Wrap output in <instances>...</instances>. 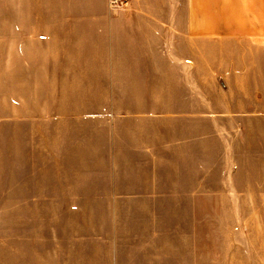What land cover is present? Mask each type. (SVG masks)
Masks as SVG:
<instances>
[{
  "label": "rangeland",
  "instance_id": "obj_1",
  "mask_svg": "<svg viewBox=\"0 0 264 264\" xmlns=\"http://www.w3.org/2000/svg\"><path fill=\"white\" fill-rule=\"evenodd\" d=\"M187 5L204 10L203 34L151 32L148 11ZM151 43L202 65L166 66L153 81ZM103 57L102 80L66 72ZM119 57L136 65L112 63ZM260 74L264 0H0V147L31 132L21 121L38 122L42 167L61 187L139 170L188 190L166 208L49 210L61 225L75 218L77 238L107 239V253L117 226L118 264H264V130L256 117L244 127L263 108L243 100H264L249 84Z\"/></svg>",
  "mask_w": 264,
  "mask_h": 264
},
{
  "label": "crops",
  "instance_id": "obj_2",
  "mask_svg": "<svg viewBox=\"0 0 264 264\" xmlns=\"http://www.w3.org/2000/svg\"><path fill=\"white\" fill-rule=\"evenodd\" d=\"M141 10H137L141 16ZM151 32L162 29H171L180 34H203L204 10L189 8L188 5L181 11H167L164 9H151ZM170 17H177L174 21ZM175 22V23H173ZM156 27V28H155ZM159 27V28H157ZM213 26H211L212 28ZM153 53L151 55V80L163 78L171 71L172 65L178 63L187 70L189 64H195L196 68L202 65V60L195 54L193 57H180L172 61L165 53L156 50L151 43ZM90 60L89 70L81 67L66 70L92 74L93 79L102 80L108 74V59L100 58ZM114 64L133 67L136 65L125 57L113 60ZM99 65V66H98ZM161 65L163 69H161ZM246 70L236 71L237 79L246 78ZM86 72V73H85ZM160 73V76H158ZM135 79H139L136 77ZM250 89L259 87L264 95V76L260 74L257 79H249ZM247 89L246 84L238 86ZM243 98L244 102L253 101L261 106L263 111L260 116H245V128H254V117L260 120L258 127L264 130V100ZM264 98V96H263ZM259 102V103H258ZM245 109L244 112H248ZM227 112L236 110L227 109ZM257 112V111H256ZM182 113V112H181ZM245 115V114H244ZM255 115V114H254ZM6 123V122H0ZM252 123V124H248ZM21 128L26 127L31 132L4 136V142L0 147V264H93L92 259L101 257L100 264H118L117 226L112 241H108L111 253H107L104 242L107 239L77 238L76 232L70 228L75 218H67L61 225L60 217L54 216L49 210H78V209H123V208H166L171 207L174 201L187 200V191L180 185H172L166 181L141 180L139 170L126 171L121 175H112L110 182L105 181L101 186H88L91 180H69V185L59 186L61 174L47 171L42 167L43 159V132L38 122L21 121ZM18 140V141H15ZM14 141V142H13ZM2 151V152H1ZM117 173V172H116ZM157 176H160L159 174ZM64 221V220H63ZM71 221V222H70ZM83 221V218L79 219ZM117 219L115 220V222ZM90 225V220H88ZM67 224V225H65ZM90 232V230H88ZM91 233V232H90ZM105 233V231H103ZM103 243V248L101 244ZM109 257V259L107 258Z\"/></svg>",
  "mask_w": 264,
  "mask_h": 264
},
{
  "label": "built area",
  "instance_id": "obj_3",
  "mask_svg": "<svg viewBox=\"0 0 264 264\" xmlns=\"http://www.w3.org/2000/svg\"><path fill=\"white\" fill-rule=\"evenodd\" d=\"M110 2L114 5H123L128 2V0H110Z\"/></svg>",
  "mask_w": 264,
  "mask_h": 264
}]
</instances>
